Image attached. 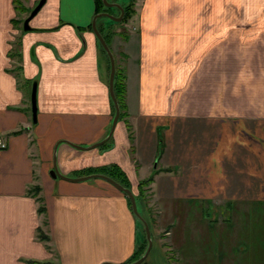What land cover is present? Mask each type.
Here are the masks:
<instances>
[{
  "label": "crops",
  "instance_id": "0c3cea01",
  "mask_svg": "<svg viewBox=\"0 0 264 264\" xmlns=\"http://www.w3.org/2000/svg\"><path fill=\"white\" fill-rule=\"evenodd\" d=\"M37 1L0 0V264H122L138 248L127 195L52 176L54 157L72 177L116 164L133 193L158 169L148 205L176 264H264V0H140L109 44L127 114L93 147L114 113L95 1L46 0L24 28Z\"/></svg>",
  "mask_w": 264,
  "mask_h": 264
},
{
  "label": "water",
  "instance_id": "95a60500",
  "mask_svg": "<svg viewBox=\"0 0 264 264\" xmlns=\"http://www.w3.org/2000/svg\"><path fill=\"white\" fill-rule=\"evenodd\" d=\"M45 1L46 0H38L37 1V3L31 9L29 15L23 21V27L24 28H29V23H28L29 19L39 10V8L43 5V3ZM102 1H103L104 5L107 7H117L119 9L118 15H114L113 13H110L108 11H100L98 13L93 14V16L91 18V28H92L95 36L97 37L100 45L104 49V51L107 54L108 59H109L108 89H109V94H110V97H111L113 105H114V113H113V116L111 119L110 126H109L108 131L105 134V136H103L100 140L93 143L91 145V147L97 146V145L105 142L110 137L111 133L114 130V127L116 125V122L118 120L119 113H120L118 100L116 98V95H115L114 89H113V82H114V75H115L114 55H113V52H112L111 48L109 47L108 43L106 42L104 36L102 35V33L100 32V30L97 27L96 18L98 16H104V17L111 19L112 21H119L123 17L124 10H123V6L121 4H119L117 1H108V0H102ZM31 112H32V119H33V121H35L36 120V83L35 82L32 84V89H31ZM66 143H68V144H70L76 148H81V149L88 147V146L85 147V146L80 145V144L72 143L70 141H66ZM50 173L54 177L59 176L61 178H64L66 180H71V181H80V180H86L89 178L99 177V178H102V179L110 182L115 187H117L119 190L123 191L127 195V197L129 198L132 212L134 213L136 218L143 225L145 237L147 239V244H146V248H145V250L141 256H139L137 259H134L133 261H130L128 263H122V264H138L144 260V258L146 257V255L148 254V252L150 251V249L152 247V236H151V232L149 229L148 222L141 215V213L139 212V210L137 208L136 198H135V195H134L131 188L123 186L121 183L116 181L114 178L110 177L107 174L100 173V172H94V173H89V174L79 175V176H74V177L68 176V175L62 173L58 169L55 157L53 158V167L50 169ZM106 264H119V263H106Z\"/></svg>",
  "mask_w": 264,
  "mask_h": 264
},
{
  "label": "trees",
  "instance_id": "16d2710c",
  "mask_svg": "<svg viewBox=\"0 0 264 264\" xmlns=\"http://www.w3.org/2000/svg\"><path fill=\"white\" fill-rule=\"evenodd\" d=\"M94 1H95V8H94L95 12H98L100 9H103L104 11H106V10L111 11V8L105 6L102 0H94ZM122 6H123L124 13H123V17L121 20H124L128 17L129 12L131 11L132 0H128V2H126ZM17 8L19 10H24L22 5H20V4L17 5ZM114 9L119 11L118 8H114ZM102 17H104V16H102ZM104 18H106L109 22H114L107 17H104ZM89 27H91V24L89 25ZM97 27L100 30V32L102 33V35L104 36L106 42L108 43L107 36H106V34L103 33L102 28L99 27L98 23H97ZM101 48H102V46H101ZM102 50L104 51L103 48H102ZM124 78H125L124 74L121 72L120 69H118L116 67L115 75H114V82H113V89H114V93L116 95V98H117L118 104H119V108H120L118 120L124 118L125 115L127 114L126 113V104H125V82H124ZM161 148H162V145L160 144L158 147V152L161 151ZM166 170H168V169H166ZM156 171H158V169L152 170V172L147 177L139 180V182H138L139 191H138V193H134L135 198H136L137 208H138L139 212L141 213V215H143V216H144V214H143V211H142L141 206L139 204L140 203L139 198L145 197L147 186L153 180V175ZM98 172L107 174L110 177L114 178L119 183H121L123 186L131 188L129 180H128L125 172L116 164L104 165V166L100 167ZM38 191H39V186L33 185L30 187V190L28 192L32 193V195H34L36 197V199L39 201V204L37 206L38 213H43L45 211V206L43 205L40 196L37 195ZM127 199H128V197H127ZM128 201H129V199H128ZM129 204H130V202H129ZM227 205L229 206V203ZM44 222H45V219H44ZM138 224H139L140 233H141V242L139 244L140 247L138 246L136 251L133 253L132 257L127 262L133 261L134 259L138 258L140 255V253H139L140 249H142V251H143L146 247V244H147V239L145 237L143 225L139 220H138ZM142 229H143V234L141 232ZM36 236L42 240H47L49 238V236L42 230V228L40 226H38L36 228ZM141 264H146V263H145V261H143Z\"/></svg>",
  "mask_w": 264,
  "mask_h": 264
},
{
  "label": "rangeland",
  "instance_id": "374dc122",
  "mask_svg": "<svg viewBox=\"0 0 264 264\" xmlns=\"http://www.w3.org/2000/svg\"><path fill=\"white\" fill-rule=\"evenodd\" d=\"M108 1H110V0H108ZM117 2L122 5V4H125L126 2H128V0H118ZM139 3H140V0H132L131 11L129 12L128 17L126 19H124V20L109 22L106 18H104L102 16H98L96 18V22L98 23L99 27L102 28L103 33L106 34V36H107L108 45L110 44L111 38L114 35H115L114 37H116L117 35L120 37V38H116L115 41H117V40L118 41L123 40V37H124L123 33L128 30V26L126 28V25H127L126 23H128V22L129 23H132V20L134 19V16L136 15V12H137ZM113 10L116 13V14L113 13L114 15H118L119 14V11L118 10H116L114 8H113ZM100 11H104V10L103 9H100L98 12H100ZM98 12H95V10H94V14L95 13H98ZM228 13H229L230 16H233V13H230V12H228ZM237 14L235 16H237V18H238V15ZM228 46L231 47V50L232 51H234L235 49L238 50L236 48V45L235 44H228ZM117 52L118 51L116 49L115 50V54L117 55V57H119V56L121 57V55H118ZM115 69H116V63H115ZM120 70H121V68H120ZM235 79H237V78L235 77ZM235 88H236V91H238L237 90L238 85H235ZM236 94H237V92H234V91H231L230 92V90H228V99L229 100H232V99L237 98L235 96ZM138 191H139V189H138ZM148 194H149V189H148V186H147V190H146L145 197L144 198H139V202H140L139 204L141 206L142 211H143V208L144 209L147 208L148 211H149V214L148 215L143 212L144 216L143 215L142 216L148 222L149 229H150L151 236H152V249L148 252V254L146 255V257L144 258L143 261H145L146 264H153V263L156 264L157 261H158L157 260L158 257L159 258H162L163 257V254H164V257H165L164 259L165 260L163 259V261H166V263H163V264H176L175 259H173V257H172L174 255V251L172 250L171 245L168 242V240H169L168 239V234H167V230L168 229H164L163 228L161 230H158L159 226H158V224L156 222V219L157 218L155 216V214H156V211H155L156 207H155V205H153V206L152 205H150V206L148 205V202H149ZM141 232L143 234V229L141 230ZM155 244H156V246H155ZM144 250L142 251V249H140V252H139L140 255L139 256L142 255V253L144 252ZM143 261H141L140 264Z\"/></svg>",
  "mask_w": 264,
  "mask_h": 264
},
{
  "label": "built area",
  "instance_id": "2783aa9c",
  "mask_svg": "<svg viewBox=\"0 0 264 264\" xmlns=\"http://www.w3.org/2000/svg\"><path fill=\"white\" fill-rule=\"evenodd\" d=\"M5 145H6V142H5L4 138L0 135V150H1L2 148H4Z\"/></svg>",
  "mask_w": 264,
  "mask_h": 264
},
{
  "label": "flooded vegetation",
  "instance_id": "af4514ba",
  "mask_svg": "<svg viewBox=\"0 0 264 264\" xmlns=\"http://www.w3.org/2000/svg\"><path fill=\"white\" fill-rule=\"evenodd\" d=\"M111 8V11L109 10H106V11H108V12H110V13H112V10H113V8H117V7H110Z\"/></svg>",
  "mask_w": 264,
  "mask_h": 264
}]
</instances>
